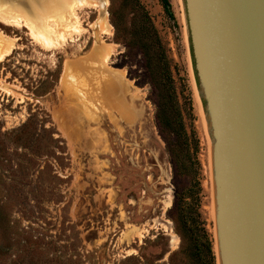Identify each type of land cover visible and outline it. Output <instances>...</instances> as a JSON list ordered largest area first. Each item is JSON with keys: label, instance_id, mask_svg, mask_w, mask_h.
<instances>
[{"label": "rangeland", "instance_id": "374dc122", "mask_svg": "<svg viewBox=\"0 0 264 264\" xmlns=\"http://www.w3.org/2000/svg\"><path fill=\"white\" fill-rule=\"evenodd\" d=\"M138 1L0 5L20 20L0 21L11 44L0 60V264H218L209 133L182 0H169L172 16L161 0ZM19 2L29 9L10 10ZM149 24L160 45L148 32L147 59L137 35ZM96 46L107 60L90 58ZM163 67L186 137L157 117ZM185 192L198 201L195 224L174 219Z\"/></svg>", "mask_w": 264, "mask_h": 264}, {"label": "water", "instance_id": "95a60500", "mask_svg": "<svg viewBox=\"0 0 264 264\" xmlns=\"http://www.w3.org/2000/svg\"><path fill=\"white\" fill-rule=\"evenodd\" d=\"M209 133L218 264H264V0H182Z\"/></svg>", "mask_w": 264, "mask_h": 264}, {"label": "trees", "instance_id": "16d2710c", "mask_svg": "<svg viewBox=\"0 0 264 264\" xmlns=\"http://www.w3.org/2000/svg\"><path fill=\"white\" fill-rule=\"evenodd\" d=\"M136 3L139 4L138 0H135ZM161 3L167 12V14L172 16L171 8L169 0H161ZM115 27H117V24L113 22ZM151 30V31H150ZM148 32H152V37L154 38L155 42L160 45L159 39L157 37V34L155 32V29L153 26L149 24L148 28H143L140 30L139 34L137 35L138 43L140 45L141 51L143 52L144 56L147 57V59H150V49L152 47V44L150 43L149 34ZM148 62V61H147ZM161 70L163 73V83H164V92L161 93L159 102H158V114L157 117L160 121V123L170 132L175 134L177 138H182V136H187L186 130L184 128L183 120H182V114L178 107L177 101L175 100V95L172 90L171 86V77L169 73V69L166 67H163ZM170 83V84H169ZM27 126V123L24 122L19 126V130L24 129ZM189 197V198H188ZM192 193L185 192L181 196H177V214H175V220H180L182 222H189V223H196L199 221V212H198V201L196 204L193 205L192 201L186 200L191 199ZM177 217V218H176ZM207 253L211 255V257L214 259V252L212 250V243L207 242L206 244Z\"/></svg>", "mask_w": 264, "mask_h": 264}, {"label": "bare ground", "instance_id": "6f19581e", "mask_svg": "<svg viewBox=\"0 0 264 264\" xmlns=\"http://www.w3.org/2000/svg\"><path fill=\"white\" fill-rule=\"evenodd\" d=\"M8 1H10V0H0V5H5V2H8ZM85 2H78L77 4H74V6H72L71 7V9H70V11L75 15L76 13H75V9L79 6V5H82V4H84ZM86 4V3H85ZM182 4H183V1H182ZM38 5V4H37ZM87 5H89V4H87ZM93 5V4H92ZM42 6V4L40 5L39 4V7H41ZM31 7V6H30ZM25 8H27V6H23V3H21V2H19L18 4H15V5H12V7H10V10H13V11H15V10H17V11H19V10H23V9H25ZM2 9H5L4 7L2 8ZM27 9H29V8H27ZM183 9H184V6H183ZM25 11V10H24ZM17 18H19V17H17ZM15 16H9V15H6V14H3V12L2 11H0V21L1 22H3V23H5V24H8V25H16V24H18L19 22H20V20L19 19H17ZM56 24V23H55ZM72 26V25H71ZM30 27V26H29ZM70 28H72L73 29V31H74V29H76V27L75 26H72V27H70ZM30 29H31V33H32V35L33 36H35V38L36 39H38L39 41H41L42 42V40L46 37V36H44L43 34V36H41V34H39V33H35V31L34 30H32V28L30 27ZM104 30H105V32L106 33H109L110 34V32H109V26L108 27H105L104 28ZM73 31H70V32H73ZM104 32V33H105ZM30 33V34H31ZM58 33V36L59 37H61L62 39H63V35H65L64 34V31H62V34L60 33L59 34V31L57 32ZM65 33H67V32H65ZM40 38H42V40H40ZM47 38V37H46ZM44 39L43 41L44 42H46V44H47V42H48V40L47 39ZM60 38V39H61ZM66 38V37H65ZM58 39V38H57ZM50 41V40H49ZM51 43L53 42L52 40L50 41ZM50 42H48V47H49V44H51ZM44 44V43H43ZM53 44V43H52ZM8 45V44H7ZM6 45V41H5V39H4V37H3V35L2 34H0V60L6 55V54H8V52H9V47H10V45L11 44H9L8 46ZM5 46H7V48L5 47ZM106 46H109V44H107ZM101 47V46H96L95 48H93L92 49V51H91V54L89 55L90 56V58H93V59H97L98 60V58H102L103 57V59L104 60H107L108 59V57H109V55H110V50H107V47ZM6 49H5V48ZM93 62V61H92ZM95 62V61H94ZM71 69H72V67H70L69 68V70L71 71ZM66 70V69H65ZM69 70H67V72H69ZM202 104V103H201ZM202 111V110H201ZM204 112V111H203ZM203 117V116H202ZM204 119V118H203ZM209 146V145H208ZM212 208V207H211ZM214 213V211L212 210V215H214L213 214ZM217 245V244H216Z\"/></svg>", "mask_w": 264, "mask_h": 264}]
</instances>
